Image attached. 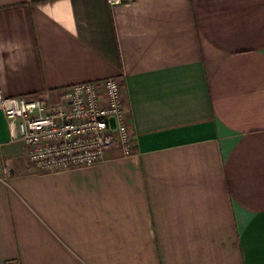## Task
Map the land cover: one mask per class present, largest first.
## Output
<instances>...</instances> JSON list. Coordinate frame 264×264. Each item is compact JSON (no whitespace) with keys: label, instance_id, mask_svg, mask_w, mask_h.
<instances>
[{"label":"crops","instance_id":"0c3cea01","mask_svg":"<svg viewBox=\"0 0 264 264\" xmlns=\"http://www.w3.org/2000/svg\"><path fill=\"white\" fill-rule=\"evenodd\" d=\"M109 78L130 156L39 172L0 111V264H264V0H0L6 96Z\"/></svg>","mask_w":264,"mask_h":264},{"label":"built area","instance_id":"2783aa9c","mask_svg":"<svg viewBox=\"0 0 264 264\" xmlns=\"http://www.w3.org/2000/svg\"><path fill=\"white\" fill-rule=\"evenodd\" d=\"M118 5L130 0H108ZM44 95L9 97L0 82V111L12 141L27 148L39 172H58L102 162L109 149L136 153L135 134L123 98V79L85 82Z\"/></svg>","mask_w":264,"mask_h":264}]
</instances>
